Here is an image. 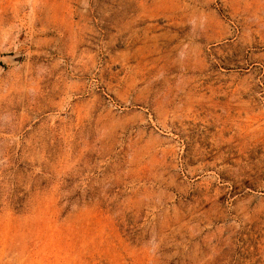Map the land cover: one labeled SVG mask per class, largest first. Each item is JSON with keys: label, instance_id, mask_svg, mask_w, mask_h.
I'll use <instances>...</instances> for the list:
<instances>
[{"label": "rangeland", "instance_id": "1", "mask_svg": "<svg viewBox=\"0 0 264 264\" xmlns=\"http://www.w3.org/2000/svg\"><path fill=\"white\" fill-rule=\"evenodd\" d=\"M0 264H264V0H0Z\"/></svg>", "mask_w": 264, "mask_h": 264}, {"label": "water", "instance_id": "2", "mask_svg": "<svg viewBox=\"0 0 264 264\" xmlns=\"http://www.w3.org/2000/svg\"><path fill=\"white\" fill-rule=\"evenodd\" d=\"M20 59H21L20 57H12L11 58L12 61H20Z\"/></svg>", "mask_w": 264, "mask_h": 264}]
</instances>
